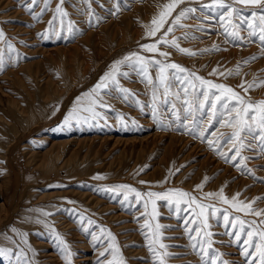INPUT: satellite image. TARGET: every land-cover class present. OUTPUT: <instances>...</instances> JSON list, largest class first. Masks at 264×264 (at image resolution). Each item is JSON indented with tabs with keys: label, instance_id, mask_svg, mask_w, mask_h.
I'll list each match as a JSON object with an SVG mask.
<instances>
[{
	"label": "rangeland",
	"instance_id": "obj_1",
	"mask_svg": "<svg viewBox=\"0 0 264 264\" xmlns=\"http://www.w3.org/2000/svg\"><path fill=\"white\" fill-rule=\"evenodd\" d=\"M27 2L0 0V29L6 35V40H0L5 60L4 71L0 72V248L19 251L6 238L19 243L20 237L12 232L15 228L18 233L28 234L35 255L31 251L27 255L34 264H66L52 232L55 229L74 253L71 264H97L99 252L109 243L100 231L104 228L116 236L126 264H158L142 234V202L136 204L132 195L122 205V194L104 190L118 184L131 185L141 192L179 188L198 198L223 187L229 198L240 193V200L255 199L253 207L264 209V199H256L264 197V159L255 157L248 161L255 177L241 172L215 155L206 143L177 129L168 111L170 104L160 106L163 123L172 125L162 130L152 116L151 86H146L135 72L130 73L129 79L120 78L121 85L135 94L127 101L106 97L110 107L98 108L101 116L97 119L87 123L73 120L70 126L64 122L77 99L90 92L116 60L141 51L140 44L152 42V38L145 36L144 25L150 23L159 11L158 5L165 0H91V23L85 0H66L64 7L69 17L65 18L61 36H69L68 39H56L48 24L58 0H50L38 20L25 10ZM191 6L198 5L193 2ZM43 7V0H38L32 12L39 13ZM195 16L182 20L189 27L177 28L174 35L180 38L182 47L197 55L188 56L165 47L163 50L172 53L171 61L241 94L243 90L238 86L242 81L246 86L254 79L264 80V56L258 40L253 38L255 42L241 46H236L239 42L226 43L230 38L218 34L222 30L215 21ZM69 19L78 30L74 36L66 30ZM200 23L206 30H196ZM209 24L216 25V30L207 29ZM54 26L60 30L58 19ZM185 32L198 38L185 40ZM46 33L50 38H43ZM241 35L246 37L247 33ZM8 44L14 51H9ZM214 44L222 50L201 52ZM253 55L259 58L243 63ZM238 64L239 75H209L218 66L219 71H226L235 70ZM125 70L128 69L122 68ZM150 72L155 78V70ZM176 90L173 87L172 91ZM162 91L161 88L157 94ZM246 95L253 100L264 99V86L253 88ZM169 100L175 98L170 96ZM98 176L103 179L95 178ZM205 176L209 179L203 189L195 190ZM166 178L167 182L162 183ZM141 180L147 183L141 184ZM201 202L221 209L216 217L209 210L211 230L217 234L214 248L224 253L223 259L230 264H244L245 258L240 254L243 237L240 244H230L234 237L223 235L232 230L223 226L224 210H232L214 198ZM158 205L159 223L170 226L164 231L163 240L173 254L167 264H201L199 256L188 247L184 232L183 221L191 219L192 213L182 211L177 218L162 206L163 202ZM233 215L257 219L241 213ZM136 217H140L139 221ZM88 220L94 223L88 224ZM93 235L99 240L94 241ZM0 264L16 262L14 258L0 257Z\"/></svg>",
	"mask_w": 264,
	"mask_h": 264
},
{
	"label": "snow or ice",
	"instance_id": "obj_2",
	"mask_svg": "<svg viewBox=\"0 0 264 264\" xmlns=\"http://www.w3.org/2000/svg\"><path fill=\"white\" fill-rule=\"evenodd\" d=\"M66 0H58L54 9V15L48 24L56 39H68L69 36H61V32L65 29V18L69 17V13L65 10ZM195 2L198 6H191ZM19 3V0H17ZM38 0H28L24 5L26 11L32 13V18L38 20L43 12L48 9L50 0H43L44 7L39 13L32 12L33 6ZM89 5L88 22L91 23L92 10L91 0H85ZM183 5V7H181ZM119 10V4L114 5ZM159 11L153 16L150 23L144 25L146 31L145 36L152 38V42H145L139 45L141 51H133L125 55L122 59L116 60L111 68L105 72L99 79V82L85 93L82 98H78L73 110L65 117V124L70 126V122H88L89 119H97L101 113L98 108H108L106 97L122 98L127 101L132 93L128 88L123 87L120 78L129 79L130 73L135 72L142 78V82L146 86H151L152 90V116L154 120L161 126L162 130L170 128L172 125L164 124L160 116V106L170 104V114L176 121V128L183 129L185 133L191 135L193 139H199L202 143H206L208 148L215 155L220 157L226 163L233 164L241 172H247L250 176L255 177V172L248 168V161L255 157L264 159V99L253 100L246 94L253 88L264 86V80L258 82L247 83L244 81L238 86L243 90L244 94L237 92L234 88L224 83H217L213 80L206 79L198 75L196 72L190 71L181 64L171 61V51L163 50L175 49L181 54L195 56L197 52L189 48L182 47L180 38L174 35L177 28H187L182 20L193 18L197 12L199 16L196 19L203 18V21H215L220 30L218 34H223L230 40L225 42H239L236 46L244 43H253L258 40L260 43L261 56H264V0H165L164 3L158 5ZM59 20V31L56 30L54 22ZM207 29L216 30V25L209 24ZM66 30L70 36H74L77 29H74V21L68 20ZM197 31H204L205 25L200 23L196 26ZM246 32L247 36L241 35ZM171 34V38H169ZM44 39L50 38L47 33ZM194 34L185 32L183 39H196ZM255 38V40L253 39ZM0 40H6L3 29H0ZM9 51H14L11 44H8ZM218 45H213L211 49H203L201 52L221 51ZM226 50V49H223ZM151 54V55H147ZM259 57L253 55L243 61L247 64ZM5 60L4 53L0 50V72L4 71ZM122 68L128 70L122 71ZM150 69L155 70V78L152 76ZM239 64L235 70L228 69L219 71V66L214 68L209 75L233 76L239 75ZM173 87H177L175 92ZM162 93H157L160 89ZM174 97V101H170L169 97ZM140 103L139 100L136 101ZM87 113L88 115H83ZM121 119L123 117L121 116ZM229 129L228 132L220 131V129ZM227 149L225 151L224 149ZM245 152L253 153L252 156L244 155ZM231 153V155H230ZM264 168V165H261ZM144 171V169H140ZM180 169H176L179 172ZM174 173L170 172V175ZM103 179V177H95ZM205 176L203 182L195 186V190H202L204 183L208 181ZM167 178L164 182L166 183ZM141 184L147 183L141 180ZM107 192L123 195L120 203L123 205L129 201V197L134 195L135 203L142 202L143 211L140 216L144 217L141 225L142 234L148 241V250L158 261V264H167V260L173 256L168 251L169 245L165 244L164 231L170 226L159 223L160 213L158 211V202H163L164 207L169 209L170 214L175 213L179 218L180 213L191 212L192 218L185 219L184 232L187 235L190 247L193 252L199 256L201 264H230L228 260L223 259L224 253L214 248L216 241L214 236L217 235L211 229L213 225L209 222L210 215L216 217L221 209L214 204L202 203V199H216L224 205H228L232 212L228 209L224 210L222 219L223 226L231 228V231H225L223 235L234 237L229 243L240 244L242 237V246L240 254L243 256L244 264H264V209L253 207L256 200L244 201L240 200V193H236L231 198L225 195L224 188L221 187L218 192L204 193L202 198H198L191 192L184 191L179 188H169L165 191H146L141 192L135 187L128 184H118L113 187L104 189ZM264 199V197L256 198ZM211 213L209 215V210ZM233 213H241L244 216H253L257 219L246 220L241 215H233ZM45 215H49L45 213ZM83 219V217H82ZM139 221L140 217H136ZM42 222V221H41ZM94 221L88 220V224ZM194 226V227H193ZM147 230L143 232V230ZM88 231L87 228L84 229ZM103 235H106L109 243L99 252L97 264H126L121 253V249L117 244V238L104 228L100 229ZM20 237L19 243L7 237L12 244L19 248V251H13V248H0V257L12 260L15 259L16 264H34V261L28 258L27 253L31 251L35 255V251L31 248L27 233H18L15 228L12 229ZM53 235L59 241L61 255L66 264H71L74 253L70 250L67 242L60 236L55 229H52ZM171 239V237H167ZM93 240L98 241L99 237L93 235ZM26 245L27 248L20 245ZM111 257V258H109ZM207 258V259H206Z\"/></svg>",
	"mask_w": 264,
	"mask_h": 264
},
{
	"label": "bare ground",
	"instance_id": "obj_3",
	"mask_svg": "<svg viewBox=\"0 0 264 264\" xmlns=\"http://www.w3.org/2000/svg\"><path fill=\"white\" fill-rule=\"evenodd\" d=\"M71 98V97H70ZM69 99V98H68Z\"/></svg>",
	"mask_w": 264,
	"mask_h": 264
}]
</instances>
